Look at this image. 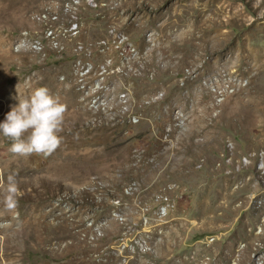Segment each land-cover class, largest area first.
<instances>
[{
    "label": "rangeland",
    "instance_id": "obj_1",
    "mask_svg": "<svg viewBox=\"0 0 264 264\" xmlns=\"http://www.w3.org/2000/svg\"><path fill=\"white\" fill-rule=\"evenodd\" d=\"M95 2L69 39L60 25L75 20L51 0H0V121L42 86L65 106L47 156L15 155L0 137V264L255 263L264 0ZM10 172L17 204L6 210Z\"/></svg>",
    "mask_w": 264,
    "mask_h": 264
},
{
    "label": "clouds",
    "instance_id": "obj_2",
    "mask_svg": "<svg viewBox=\"0 0 264 264\" xmlns=\"http://www.w3.org/2000/svg\"><path fill=\"white\" fill-rule=\"evenodd\" d=\"M0 121V137L11 141L9 151L15 155L52 153L61 142L58 135L64 119L65 106L46 87L36 88L29 96L20 98ZM15 172L6 176L3 205L12 210L17 204Z\"/></svg>",
    "mask_w": 264,
    "mask_h": 264
},
{
    "label": "bare ground",
    "instance_id": "obj_3",
    "mask_svg": "<svg viewBox=\"0 0 264 264\" xmlns=\"http://www.w3.org/2000/svg\"><path fill=\"white\" fill-rule=\"evenodd\" d=\"M79 3H81V5H88V0H74V1H72L71 3H69V8L67 9V13H69V15L70 16H72V19L73 20H77V16H78V14H77V11H78V8H79ZM60 8H62V7H68V0H60ZM62 10V9H61ZM38 17H40V22H44V23H46V25L47 24H49V22H51V23H53V21L56 23V21L58 20V18L57 17H53V19H51L50 17H49V15H48V17L47 16H41V15H39ZM37 18V17H36ZM75 21H72V24L71 25H74L75 24ZM51 29V31H52V33H53V35H54V30H53V27H51V28H47V30H50ZM78 33V29H75V31H73V34L76 36V34ZM24 37V36H23ZM74 37V36H73ZM120 39V38H119ZM129 41V40H128ZM131 44V43H130ZM129 44V45H130ZM40 45H42V42L41 41H39V40H29V39H26V38H23L22 39V43H21V45L20 46H24V47H28V48H30V49H32V50H40ZM131 46V45H130ZM125 49V48H124ZM120 51V50H119ZM133 52V51H132ZM125 53V52H124ZM130 54V53H129ZM108 61V60H107ZM108 62H110V60L108 61ZM112 64V63H111ZM106 65H109V63L107 64L106 63ZM104 71H105V64H103L102 66H101V69H100V74L102 73V75L103 74H105L104 73ZM90 75V71H89V68H87V66L84 68V71H83V76L84 77H88ZM98 81V80H97ZM99 85H98V83H97V85H96V87H98ZM94 87V86H93ZM102 87V86H101ZM92 88V87H91ZM95 88V87H94ZM98 89V88H97ZM92 90V89H91ZM259 261H262V263H263V261H264V255H262V256H260L259 258H258V260L255 262V263H253V264H259Z\"/></svg>",
    "mask_w": 264,
    "mask_h": 264
},
{
    "label": "built area",
    "instance_id": "obj_4",
    "mask_svg": "<svg viewBox=\"0 0 264 264\" xmlns=\"http://www.w3.org/2000/svg\"><path fill=\"white\" fill-rule=\"evenodd\" d=\"M72 1H74V0H68V7H62V11L65 14L67 13V9L69 8V3H71ZM51 2L54 3L56 6H61L60 5V0H51ZM96 6H97V3L95 2V0H88V5H81V3H79L78 11H79L80 8L96 7ZM41 16H47L48 17V14L47 13H41ZM37 20L40 21V17H37ZM79 27H80V24H79L78 18L75 21L74 25H68V26H61L60 25V28H65V36L69 37V39L73 38V31H75V29H79ZM44 37L50 41V46L51 47L56 46L58 48L60 46V36L53 35L51 29L44 31ZM115 43H116V46H117L116 48H118V49L121 47V45H123L122 41H115ZM103 44H104V42H103ZM45 46H46L45 44L44 45H40V50H34V51L43 52ZM80 49H82V48H80ZM87 68H89L90 75H91V72L93 71L92 65L88 64ZM109 69H110V66L105 64L104 73H107ZM160 212H161V215H166L167 207H163L160 210ZM259 264H263L262 261H259Z\"/></svg>",
    "mask_w": 264,
    "mask_h": 264
}]
</instances>
